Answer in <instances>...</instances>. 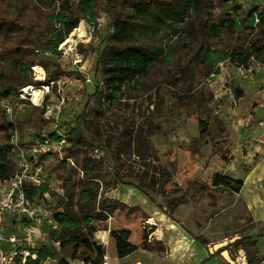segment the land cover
I'll return each mask as SVG.
<instances>
[{"label":"rangeland","instance_id":"374dc122","mask_svg":"<svg viewBox=\"0 0 264 264\" xmlns=\"http://www.w3.org/2000/svg\"><path fill=\"white\" fill-rule=\"evenodd\" d=\"M43 2L48 6L51 0ZM233 3L247 10L262 4L259 9L264 11V0H230L228 9ZM55 6L59 10L57 1ZM201 15L195 4L186 0L167 17V31H160L156 37L134 32L135 42L150 51L164 47L165 54L125 86L124 98L114 103L104 97L92 98L89 109L94 117L79 129L77 119L88 96L103 86L107 76L97 69V63L104 38L114 29L106 9L92 22L81 19L57 50L40 55L43 66L36 65L40 70L36 66L29 70L36 82L28 86L42 91L38 102L21 89L19 97L0 103V122L4 123L3 114L11 123L22 125L11 136L0 132V183L24 169L38 172L47 179L42 184L46 191L24 184L26 194L32 201L45 202L53 217L65 208L76 215L92 214L95 218L90 224L97 230H129L132 243L166 260L169 239L163 233L162 239L155 235L158 227L148 218L151 203L127 187L131 185L171 213L177 223L172 227L176 235L182 226L193 236L203 237L205 246L215 248V255L224 264L236 262L235 242L248 236L256 239L258 256L264 258V48L258 44V51L263 53L253 58L249 69L229 60L218 63L210 73L195 60L186 67L187 55L197 56L207 47L200 28ZM55 27L60 26L52 25L50 31ZM174 28L180 29L178 35L172 32ZM50 31L42 36V42L50 38ZM262 32L255 30L254 39H263L264 44ZM69 38L73 42L66 44ZM232 43L224 37L219 46L227 49ZM70 72L74 74L68 75ZM51 74L57 76L55 81H49ZM36 106L50 107L52 112L28 122L25 117ZM201 121L207 125L203 136ZM198 137L200 141L194 143ZM85 140L93 145L88 155L104 157L105 168L101 180L89 182L95 198L81 203L76 193L83 184V172L71 158L65 164L63 156L66 147L83 146ZM110 149L118 153L122 171L127 173L124 182L129 185L117 182ZM162 169L167 170L168 177L160 186ZM216 173L243 181L242 189L234 192L215 186L212 180ZM180 199L183 201L173 210L172 203ZM7 225L9 233L20 231L11 220ZM41 225L43 242L47 240L58 249L48 238L51 224L44 220ZM204 241L197 240L203 247ZM69 258L66 251L58 249L56 258L46 264ZM140 258L145 263L144 257ZM194 259L190 258L191 264ZM208 262L210 259L205 264Z\"/></svg>","mask_w":264,"mask_h":264},{"label":"trees","instance_id":"16d2710c","mask_svg":"<svg viewBox=\"0 0 264 264\" xmlns=\"http://www.w3.org/2000/svg\"><path fill=\"white\" fill-rule=\"evenodd\" d=\"M56 1L59 3V10L56 9V6L52 7ZM185 1L72 0L70 2V0H51V3L49 2L46 6L43 0H0V103L19 97V90L30 84H35L36 81L28 72L33 66H43L41 58L43 52L57 50L58 46L78 27L81 19L92 22L106 9L112 15L111 22L114 29L104 38V48L100 53L97 69L104 70L107 76L103 86L88 96V102L77 119V126L81 129L87 120H91L90 116L94 117L89 109L92 98L104 97L108 103H114L124 98L126 95L125 86L137 76L146 73L150 63L165 54L164 47H157L153 49L154 51H150L143 44L135 42L134 32L152 34L153 37H156L160 31H167V17L182 6ZM229 1L190 0L201 11L200 28L202 34L207 38L205 41L207 47L205 49L203 47L202 53L197 56L187 55L186 67L195 60L197 64L205 66L208 69L207 72L210 73L218 63L229 60L232 64L249 69L253 58H258L263 53V39H254L255 30L261 29L264 33V11L259 9L262 4L247 10L242 7V4L233 3L232 7L228 9L229 5L226 3ZM216 10H220V14ZM256 20L258 21L256 22ZM52 25L60 27H55L50 31L49 27ZM49 31L50 38L42 42V36H45ZM172 32L178 35L180 29L174 28ZM234 36L238 37L236 41L233 39ZM224 37H228L229 41L233 42L227 49L224 46H219ZM259 43H261L259 47L263 51H258ZM40 45L43 50L38 47ZM35 70L37 71V69ZM73 74L70 72L68 75ZM56 79L55 74L49 75V81ZM45 113V106L42 108L36 106L35 110L25 118H28V122H32L40 117L43 118ZM2 119L4 123L0 122V132L7 136H11L17 126H22L21 123L18 125L11 123L3 114ZM51 121V119H46L48 123ZM26 122L27 120L23 121V124ZM200 126L201 136H203L202 134L207 132V125L201 121ZM200 137L195 138L194 143H198ZM55 139L60 140L59 138ZM92 148L91 142L85 140L83 146L74 144L64 150V163L67 164L68 159L71 158L75 167L83 172V184L76 193L77 200L81 203L95 198L91 192L92 184L89 182H97L104 177L102 171L105 168V159L102 156L100 158L90 157L88 152ZM110 152L115 164L117 182L127 184L124 182L127 173L122 171L118 153L111 149ZM167 177V170L162 169L159 174L160 186L164 185ZM212 181L215 186H223L234 192H239L244 185L241 180L217 173ZM43 187L44 185H40L34 188L45 192L46 189ZM27 196L31 197L28 192ZM182 201L183 199H180L172 203V209L175 210ZM91 215H76L70 209L65 208L63 212L54 216L59 228L50 229L49 235L53 244L59 246L58 249H63L70 255L69 259H62L66 264H72V261L85 264L104 263L106 248L99 245L94 239L97 228L92 223L90 224L91 219L95 218ZM82 221L85 222L84 225H82ZM84 227L86 228L84 229ZM110 233L120 258L138 249L137 245L129 240L131 235L129 230H112ZM198 239L204 241L201 236ZM235 246H242L245 249L250 264H260L264 261V258L258 256L254 237H244L236 241ZM58 249L52 246V243L43 244L35 249L37 259L30 258L31 262L38 263L49 258L54 259Z\"/></svg>","mask_w":264,"mask_h":264},{"label":"built area","instance_id":"2783aa9c","mask_svg":"<svg viewBox=\"0 0 264 264\" xmlns=\"http://www.w3.org/2000/svg\"><path fill=\"white\" fill-rule=\"evenodd\" d=\"M25 88L22 89L23 92ZM46 112H52L50 107H46ZM23 166L26 167L24 164ZM46 181L47 179L38 172L24 169L12 179L0 183V264H46L48 262V259L38 263L31 262V259H37L35 249L48 244L47 240L43 242L45 235L41 224L47 220L53 230L58 229L59 224L47 208L48 205L45 202L32 201L26 194L27 187H24V184L40 186ZM10 220L18 225L20 229L18 233L7 231V222ZM48 238H50L49 233ZM234 250L236 254L234 264H250L244 249L237 247ZM55 262H57L55 264H66L62 260Z\"/></svg>","mask_w":264,"mask_h":264},{"label":"crops","instance_id":"0c3cea01","mask_svg":"<svg viewBox=\"0 0 264 264\" xmlns=\"http://www.w3.org/2000/svg\"><path fill=\"white\" fill-rule=\"evenodd\" d=\"M127 187L134 189L140 194V196H143L145 200L150 201L151 207L149 209L148 218H150V221L152 219L151 223L158 227L155 235L162 239L163 233V235H166L169 239V241L166 242L167 259L162 260L153 252L144 250L139 246L133 253L120 258L117 255L116 244L110 233L112 228H105L99 229L94 233V239L107 249L104 264H191L190 258H195L193 264H205L209 259L210 262H208V264H224V260L220 256L215 255L213 250L205 246V242L204 247L197 242L199 236H193V234L179 224L181 231L180 234L176 235V230L172 229L173 223H176V221L172 218L171 213H168L164 208H161V205L159 206V204L152 201V199H147L148 197L141 191L135 189V187L131 185ZM167 217L170 218L171 223H169L170 221H168ZM108 247H110L111 250L108 249ZM191 250L195 253H192ZM140 257H144L146 260L145 263ZM78 263L85 264L83 262Z\"/></svg>","mask_w":264,"mask_h":264},{"label":"bare ground","instance_id":"6f19581e","mask_svg":"<svg viewBox=\"0 0 264 264\" xmlns=\"http://www.w3.org/2000/svg\"><path fill=\"white\" fill-rule=\"evenodd\" d=\"M78 31V29H77ZM73 42V38H69L66 42V44L72 43ZM67 47V46H66ZM65 47V48H66ZM71 48V47H70ZM36 68L39 69V66H36ZM35 68V69H36ZM40 70V69H39ZM25 94L27 95L28 98H30L31 100H33L34 102H38L40 95H41V90H39V88H36L35 86H28L24 89Z\"/></svg>","mask_w":264,"mask_h":264},{"label":"water","instance_id":"95a60500","mask_svg":"<svg viewBox=\"0 0 264 264\" xmlns=\"http://www.w3.org/2000/svg\"><path fill=\"white\" fill-rule=\"evenodd\" d=\"M99 245H101V244H99ZM213 250H215V248H213Z\"/></svg>","mask_w":264,"mask_h":264}]
</instances>
